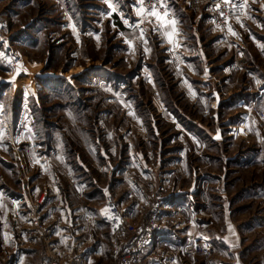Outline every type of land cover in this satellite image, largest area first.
Returning <instances> with one entry per match:
<instances>
[{
	"label": "rangeland",
	"instance_id": "1",
	"mask_svg": "<svg viewBox=\"0 0 264 264\" xmlns=\"http://www.w3.org/2000/svg\"><path fill=\"white\" fill-rule=\"evenodd\" d=\"M146 1L0 0V264H47L41 228L52 227L53 245L64 248L55 241L62 221L46 215L52 190L46 185L30 188L28 178L33 179L32 174L36 178L39 167L31 169L25 154L19 157L13 147L18 145L14 119L29 113L38 119L34 127L30 125L35 135L46 139L48 133L50 141L60 143L64 161L59 158L57 164L51 154L44 163L66 169L62 180L69 188L62 190H70L68 201L101 224L88 228V221L81 223L89 229L88 244L101 248L90 264H114L126 237L104 219L109 204H117L131 221L143 222L150 196L161 192L164 201L170 200L173 179L176 183L177 176L182 179L199 168L209 176L207 232L216 244L208 259L189 258H196V264H264V193L247 190L264 185V0H241L246 15L231 22V31L229 26L217 27L210 16L200 20L206 6L191 10L184 0H168L167 12L155 9L167 13L166 21L173 17L169 11H183L190 52L197 47L196 37L206 40L205 61L191 62L181 58L182 48L173 49L167 30L156 27L169 24L149 15L153 7ZM38 103L43 110L34 109ZM21 124L17 135L29 141L22 132L25 121ZM90 146L97 151L94 158ZM236 155L238 163L229 161ZM255 158L260 161L250 163ZM95 159L98 168H109L112 161L113 190H105L107 169L93 166L89 171ZM81 162L88 168L84 178L92 184L97 181L90 207L78 202L74 186L78 181L72 170ZM145 164L153 171H145ZM122 167L128 171L117 177L118 182L116 171ZM223 167L237 172L226 175L228 198L240 191L243 195L236 204L226 205L230 220L224 219L218 204ZM173 168L180 173L170 176ZM182 183L189 185L191 180L183 178ZM15 188L23 189L27 197L23 196L22 207L17 205L22 209L17 215L11 202ZM43 194L45 203L35 214L34 200ZM172 212L167 204V230L175 221ZM193 228L190 235L204 236ZM225 232L227 239L236 241H225ZM235 234L240 237H232Z\"/></svg>",
	"mask_w": 264,
	"mask_h": 264
},
{
	"label": "crops",
	"instance_id": "2",
	"mask_svg": "<svg viewBox=\"0 0 264 264\" xmlns=\"http://www.w3.org/2000/svg\"><path fill=\"white\" fill-rule=\"evenodd\" d=\"M171 1V0H169ZM175 1V0H173ZM179 9V8H178ZM169 14H172V20L176 21L175 26H173L172 24H169V27H164L162 26L161 23L158 24V26L156 25V27L160 30H164L166 29L167 31H164V33L166 34V37L168 38V42L172 45L173 44V49L174 48H182L183 50H179L180 56L181 58H183L184 61L189 60L188 62H191L192 60H202L205 61L203 59L204 55H203V49L202 46L205 45L206 40L205 41H200L199 37H196L195 39V43L197 47H195L193 50H191V52L188 50V47L192 45V40L191 38H189V36L187 35L186 29L183 27L184 26V20L185 17L183 16L182 10L177 12V9L173 12H168ZM179 14V15H178ZM176 16V17H175ZM180 16V17H178ZM208 17L210 16L207 10H203V14H200V20L201 17ZM207 19V18H206ZM171 20V21H172ZM156 23V22H155ZM157 24V23H156ZM160 25V26H159ZM234 32V31H233ZM171 34V39L169 38V35ZM240 44V43H238ZM178 48V49H179ZM209 60V59H208ZM224 71H227V67L223 66L222 67ZM23 105L21 107H25V103H22ZM38 105V106H37ZM36 105V107L34 109H42L43 107L39 106V103ZM1 107V106H0ZM0 112H1V108H0ZM34 113V111H32ZM21 121H25V127L23 128L22 132L26 133V137L29 139V141H27V139H21L19 135H17L19 132V127L21 124ZM38 121V119L32 115L27 114L25 115V117H22V115H20L19 117H16V119H14L13 122V129L15 131V133H13V135H16V141L18 143V145L13 144V147L15 149V151L17 152L18 156L21 157V154H25V158L27 157L26 163L28 164V166L33 169L34 166L39 167V173H35L36 174V178L35 175L32 174V178L30 180V178H28V183L30 184V188H39L42 185H46L48 186V188H50L53 192L54 197H52L51 202L49 203V207H48V212H46L47 218L48 217H57L59 220L62 221L61 226L58 228L57 232H55V241L57 242V245L59 246H63L66 249H70L71 251L75 252V253H80L83 254L85 256H87L89 258V260L91 261L92 259V255L98 253L101 248L99 246H94L92 244H88L90 243L89 239H86V235L89 231V229H87L86 227H83V225H81V223L86 221L89 222V224L87 225L88 228H99L101 226V224L99 222H97V217L95 218V216H91V213L89 212L84 213V211L82 210H78L77 208H74L70 203V201H68V198L70 197V190L69 191H64L62 189L68 187L66 186V182L65 184L63 183L62 179H65V176L67 174L66 169H64V167H62V170L60 169V167L58 165H54V166H48L45 162L46 157H50L49 155L54 154L57 160V164H59L61 162V160L63 159V156L60 154V143H55L54 140L50 141L49 139V134L47 132L50 131L49 128V124H47V127H43L44 132L47 133V138L44 139L42 135H35L33 128H30V125H32L33 127L36 125V122ZM37 127V126H36ZM232 127V126H231ZM231 127H229L231 129ZM22 129V128H21ZM21 131V130H20ZM32 134H31V132ZM22 135V134H21ZM230 136L233 135V133L229 134ZM228 135V136H229ZM191 137H194L193 134L190 135ZM37 137L41 138V140H37ZM25 141L24 146L21 147V149L19 150V144H23L22 142ZM65 144L62 143V147ZM91 148V153L90 156L93 158L97 155V151H95L92 146H90ZM28 149V152L27 150ZM62 149V148H61ZM50 151V152H49ZM49 152V153H48ZM110 152V151H108ZM29 153V154H28ZM107 153V152H106ZM31 154L30 158L29 155ZM106 155H111L113 156V153H107ZM17 156V157H18ZM23 156V155H22ZM16 157V158H17ZM54 157V156H53ZM236 156H234L233 158H230L229 161H236ZM32 158V161H31ZM61 160H60V159ZM239 160V158H238ZM54 161V159H53ZM64 161V160H62ZM259 162L260 160L256 158L254 160H250V163H254V162ZM82 164L78 163V169L74 172V170H72L74 177L76 178V180L78 182L74 183V186L76 188V192L80 194V198H79V203L80 204H88V206L90 207L91 203H93L92 200H95V198H93L95 195L92 193V191H95L97 188V181L96 179H94V183L92 184V182H90L89 179H85L84 178V173L86 172L85 170H87L88 168H86L85 163L81 162ZM90 165V170L91 168L94 166V168L98 171L101 170H106L108 172V176H107V187H106V192L109 191V188L111 190L114 189V166L112 164L111 161V165L109 168H107V166H102V167H97V163L98 160H93L91 161ZM235 163H238V161H236ZM23 168H26V171L29 172V168L25 167L26 165L22 164L20 165ZM99 166V165H98ZM17 168V166H16ZM145 171H153L152 167H149L147 164H145L144 168ZM233 171L232 173H234V175H237L236 169L232 168V169H226L225 167H223V171L221 172V176L219 175V180H218V186H217V191H218V197L219 200L221 202H219L218 204L223 206V215L225 214L224 219L226 220H230V217H226V214H230V212L226 211V205L230 206L231 204H236L238 201H241L243 195L240 191V193H238V195L235 196V198L233 199H229L227 196V182H226V175L227 173H229L228 171ZM17 171V170H16ZM126 171H128V169H126V167H122L121 170H117L116 171V178L120 177V175H123L126 173ZM170 176L173 174H177L180 173L179 171L176 170V168H173L170 170ZM198 172V174H197ZM69 173V172H68ZM181 173L182 170H181ZM195 173V175H194ZM70 174V173H69ZM121 178V177H120ZM120 178H117L118 182L120 181ZM183 178H189L191 180V183H189V185H184L182 183V179ZM182 179L179 178V176H177V180L176 183L174 182L173 179V186L169 188V192H168V197L171 200L170 203V209H172V215H173V220H175L173 222V228L168 229L166 232L160 233L159 234V244L162 246H166L167 248L173 249L176 252H179L181 247L183 246L186 238L188 235L191 234V230L194 229V226H197L199 229V232L201 234H203L205 237H210L209 233L207 232V228L209 227V220H210V212L208 211V206H206L205 204L208 203V198H209V194H208V187H209V176L206 175L204 173V171L202 170V168H199L198 170H195V172H191L190 174H186L185 177H183ZM45 179V180H44ZM86 181H83V180ZM43 180V181H42ZM41 181V182H40ZM69 188V187H68ZM87 190L88 192H86L84 195L85 197L82 195V193H84V190ZM95 189V190H93ZM255 189H260L261 192H259L258 194H262L264 193V185L259 184L258 186H251V188L247 189V190H252L253 192L257 193L258 191H254ZM12 191V190H11ZM253 193V194H255ZM11 195L14 196L13 199H11L14 203L15 206V213L16 215L21 213L22 209H18V206H23V199L25 198V192L23 189L21 188H15L12 192ZM24 196V198H23ZM93 198V199H92ZM27 200V197L25 198ZM65 199V200H64ZM88 199V200H87ZM91 201V202H90ZM18 205V206H17ZM51 205V206H50ZM53 205H56V207H54ZM58 205V206H57ZM73 207V208H72ZM90 211V210H89ZM93 213V212H92ZM129 215L131 216V218H136V216H134L133 213H129ZM138 218V217H137ZM85 226V225H84ZM236 232V229L234 231V233ZM227 233L225 232L222 236L223 239H226L225 241H229L234 243L236 241V238H234V240H230L229 237L228 239L226 238ZM230 236V235H229ZM240 237V234H235L232 237ZM215 237H212L211 239L213 240ZM240 241V240H239ZM213 243H215V240H213ZM231 243V244H232ZM229 245V243L227 244ZM68 247V248H67ZM197 259L196 258H183V257H178L177 262L175 264H196ZM138 264H159L156 260L154 259H146L144 256H142V258L140 259V261L138 262ZM234 264H242L240 262H236Z\"/></svg>",
	"mask_w": 264,
	"mask_h": 264
},
{
	"label": "built area",
	"instance_id": "3",
	"mask_svg": "<svg viewBox=\"0 0 264 264\" xmlns=\"http://www.w3.org/2000/svg\"><path fill=\"white\" fill-rule=\"evenodd\" d=\"M168 0H147L145 4L152 6L160 12H167ZM191 10H199L206 6L212 23L219 28L226 29L233 20H239L246 15V5L241 0H184ZM243 6V7H242ZM171 16V14H169ZM176 61L180 63L178 57ZM259 116H263L260 110H255ZM46 200V194L36 198L33 203V212L41 210ZM147 214L143 222H134L124 214L117 204L108 205L104 219L113 225L117 231L123 234L125 240L121 242L114 264H138L142 256L146 259H154L159 264H175L178 257H201L208 259L214 253V243L209 237L200 235H188L179 252L173 249H165L159 244V234L166 232L164 225L167 204L171 200L164 201L161 192H155L148 198ZM43 239L48 251L47 264H90L87 256L75 253L70 249L57 248L53 245L51 237L53 228H41Z\"/></svg>",
	"mask_w": 264,
	"mask_h": 264
},
{
	"label": "snow or ice",
	"instance_id": "4",
	"mask_svg": "<svg viewBox=\"0 0 264 264\" xmlns=\"http://www.w3.org/2000/svg\"><path fill=\"white\" fill-rule=\"evenodd\" d=\"M243 7V6H242ZM115 10V9H114ZM144 9L141 7L140 12L143 13ZM149 15L151 16H155L158 20L160 21H164L166 24H172L173 26H175L176 21L172 20V21H166L165 17L167 16V13H164L163 15H161V13H159L158 11L155 10V8H153V10L149 13ZM125 23H127V21H125ZM217 27H219V25H217ZM229 31H231V26H229ZM141 34H143L141 32ZM233 35H236L235 32H232ZM169 38L171 39V34L169 35ZM145 51H147V49H145ZM259 83V82H258ZM130 115H134V112H130ZM3 136V132L0 131V137ZM219 137H217L218 139ZM107 209H105V214H107Z\"/></svg>",
	"mask_w": 264,
	"mask_h": 264
}]
</instances>
